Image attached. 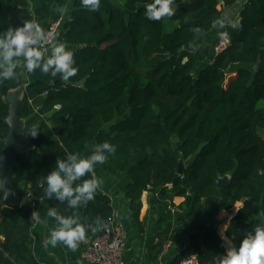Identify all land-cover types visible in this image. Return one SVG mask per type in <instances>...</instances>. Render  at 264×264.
Here are the masks:
<instances>
[{
	"label": "trees",
	"instance_id": "trees-1",
	"mask_svg": "<svg viewBox=\"0 0 264 264\" xmlns=\"http://www.w3.org/2000/svg\"><path fill=\"white\" fill-rule=\"evenodd\" d=\"M120 1L121 7L101 0L93 12L81 0H37L34 9L29 0H0V33L24 21L37 22L46 33L71 3L55 42L74 53L79 69L68 81L39 69L25 73L20 117L26 121L25 133L34 127L39 132L31 139L35 148L17 158L12 183L31 199L0 208V264H38L29 246L33 202L45 199L46 213L55 207L63 216L92 224L86 237L100 221L112 219L109 197L98 192L78 209L43 194V178L58 157L86 156L104 141L116 152L107 155L103 170L128 176L125 194L135 220L149 189L157 191L160 204L168 203L158 221L162 233L156 253L177 228V212L193 221L219 196L223 207L242 202L225 232L233 246L254 232L256 204L264 220V68L257 67L264 64V0L246 2L240 21L225 27L227 49L216 55L193 43L219 19L218 0H174L175 15L155 23L144 15L151 0ZM187 44L194 50H185ZM199 63L204 66L196 70ZM19 83L17 78L1 80V95ZM7 115L8 105L0 98V149ZM45 117L69 126L49 137ZM224 176L229 184L217 188V179ZM177 197L184 199L179 205L173 204ZM188 243L190 250L181 251L172 264L190 256L200 264H218L226 253L210 224L197 225Z\"/></svg>",
	"mask_w": 264,
	"mask_h": 264
},
{
	"label": "crops",
	"instance_id": "crops-1",
	"mask_svg": "<svg viewBox=\"0 0 264 264\" xmlns=\"http://www.w3.org/2000/svg\"><path fill=\"white\" fill-rule=\"evenodd\" d=\"M247 1L218 0L216 8L220 12L219 19L210 27L207 33L196 37L193 43L194 47L211 52L221 33L225 31V27L236 25L240 21V13ZM29 2L31 9L38 6L37 0H29ZM112 2L119 7L122 6L120 0H112ZM70 9L71 3H68L67 11L63 16L64 18H62L63 21H66L70 16ZM221 20L224 21L223 27L219 23ZM50 50L48 51L49 54ZM212 54H209L206 59L207 63L212 60ZM203 66V63L197 64L196 70L201 69ZM15 71L16 74L13 78L19 75L25 77L24 62L18 63ZM1 89L0 80V96ZM54 124H61L58 129L62 126H69V122L66 121ZM53 136L52 138H55V134ZM94 171L96 177L103 180V184L97 192L109 197L112 218L122 229V259L124 264H172L181 251L190 250L188 237L199 224L213 225L221 239L223 236L222 240L226 244V250L228 247H233L231 239L226 236L225 232L229 221L241 208L242 202H236L230 207H223L221 206L222 198L219 196L214 206L205 212L199 213L193 221L187 220V213L177 212L176 217L180 220L176 226L177 228L164 240L162 251L156 253L154 248L159 242V234L162 233L158 221L168 203L160 204L157 200V191L149 189L141 196V208L137 221L132 217L126 199L125 190L130 183L128 176L126 174L109 175L103 170L102 164H97ZM183 200V198H174L173 204L179 205ZM45 205V199L33 202L29 246L35 261L38 264H89L82 259V252L86 244L99 233L105 222L100 221L91 235L79 242V246L75 251L69 249L62 242L53 247L47 244V240L53 228L58 225L57 221L46 213ZM78 219L80 220V218ZM251 222L255 228L264 226L260 204L254 206Z\"/></svg>",
	"mask_w": 264,
	"mask_h": 264
},
{
	"label": "clouds",
	"instance_id": "clouds-1",
	"mask_svg": "<svg viewBox=\"0 0 264 264\" xmlns=\"http://www.w3.org/2000/svg\"><path fill=\"white\" fill-rule=\"evenodd\" d=\"M81 3L84 8L95 12L99 11L101 0H81ZM174 5V0H151L145 7L144 15L149 21H160L175 15ZM58 11L63 12L64 9ZM219 23L224 26L223 20ZM47 39L48 35L35 21H24L22 26L0 33V80H11L15 76L21 58L28 73L39 69L43 74L59 77L63 81L75 76L79 69L74 53L64 43L55 42L49 54L47 49L41 48L42 42ZM29 132L35 137L39 130L34 127ZM115 152L116 146L104 141L95 145L86 156L70 153L63 158L58 157L55 167L43 178L44 196L66 204L69 209L86 206L103 184V180L95 175V166L104 164L107 155ZM47 214L58 225L47 240V244L53 247L62 242L75 251L79 242L85 239L86 232L93 228L92 224L82 223L75 215L59 214L55 207L50 208ZM220 261L221 264H264V226L246 234L239 246L228 247Z\"/></svg>",
	"mask_w": 264,
	"mask_h": 264
},
{
	"label": "water",
	"instance_id": "water-1",
	"mask_svg": "<svg viewBox=\"0 0 264 264\" xmlns=\"http://www.w3.org/2000/svg\"><path fill=\"white\" fill-rule=\"evenodd\" d=\"M154 23L156 21H153ZM185 50L193 51L190 44L184 46ZM186 60L184 59L183 62ZM257 67H263L259 64ZM19 85L9 89L6 94L0 98L8 105V115L4 120V124L8 128L6 136L2 139L3 146L0 149V208L8 204L20 206L24 201V189L15 187L12 183L14 178V169L17 164V158L29 151L33 150L32 135L30 132L25 133L26 121L20 117L25 108L24 91L27 80L24 75L16 77ZM182 163L179 161L178 174H181ZM229 184V177L224 176L216 181L217 188H223ZM218 263H221L220 257Z\"/></svg>",
	"mask_w": 264,
	"mask_h": 264
},
{
	"label": "built area",
	"instance_id": "built-area-1",
	"mask_svg": "<svg viewBox=\"0 0 264 264\" xmlns=\"http://www.w3.org/2000/svg\"><path fill=\"white\" fill-rule=\"evenodd\" d=\"M62 19L54 22L46 32L48 39L42 42L41 48L51 49L55 43ZM229 39L226 32H222L220 38L213 47V55L219 54L227 49ZM31 194H24V201H30ZM252 233V232H251ZM248 233V234H251ZM122 229L116 224L113 218L104 223L102 229L86 244L82 252V259L89 264H124L122 259ZM245 238V237H244ZM180 264H200L194 256H190L180 262Z\"/></svg>",
	"mask_w": 264,
	"mask_h": 264
},
{
	"label": "rangeland",
	"instance_id": "rangeland-1",
	"mask_svg": "<svg viewBox=\"0 0 264 264\" xmlns=\"http://www.w3.org/2000/svg\"><path fill=\"white\" fill-rule=\"evenodd\" d=\"M115 1V0H113ZM46 120V125H45V131L48 134L49 137H54L53 135L55 134L56 130H58L59 125L61 124H57L55 125L53 122H50L47 120V118H44Z\"/></svg>",
	"mask_w": 264,
	"mask_h": 264
}]
</instances>
